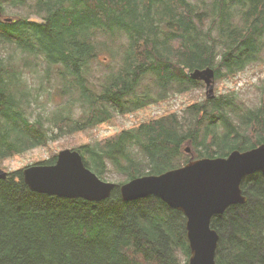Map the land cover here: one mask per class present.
Segmentation results:
<instances>
[{
    "label": "trees",
    "instance_id": "obj_1",
    "mask_svg": "<svg viewBox=\"0 0 264 264\" xmlns=\"http://www.w3.org/2000/svg\"><path fill=\"white\" fill-rule=\"evenodd\" d=\"M2 45L40 58L48 74L56 69L69 98L52 120L30 119L22 70L0 51V162L191 92L204 84L191 76L197 68L223 80L264 62V0H0ZM236 93L73 147L100 178L123 176L109 198L35 192L23 168L9 170L0 179V264H188L183 212L156 196L125 201L119 186L263 144L264 80L256 106H241ZM241 187L248 201L212 218L218 264H264V174L246 175Z\"/></svg>",
    "mask_w": 264,
    "mask_h": 264
},
{
    "label": "water",
    "instance_id": "obj_2",
    "mask_svg": "<svg viewBox=\"0 0 264 264\" xmlns=\"http://www.w3.org/2000/svg\"><path fill=\"white\" fill-rule=\"evenodd\" d=\"M191 76L204 81L207 98L214 96V68H197ZM256 172L264 174V143L244 151L235 149L226 157L191 158L180 167L134 177L119 187L125 201L156 196L183 212L190 245L188 264H217L219 234L211 227L212 218L232 204L247 201L241 180ZM22 173L31 190L65 198L100 201L109 198L117 185L101 179L85 164L81 153L70 148L60 150L55 163L31 164ZM7 174L0 166V179Z\"/></svg>",
    "mask_w": 264,
    "mask_h": 264
},
{
    "label": "rangeland",
    "instance_id": "obj_3",
    "mask_svg": "<svg viewBox=\"0 0 264 264\" xmlns=\"http://www.w3.org/2000/svg\"><path fill=\"white\" fill-rule=\"evenodd\" d=\"M5 8L6 12L11 15H18L20 12L18 8H11L8 5ZM0 51L3 55H10L12 64L22 70L21 80L23 85L21 89L27 93L29 104L25 106V110L30 119H35L38 115H41L43 117L47 116L46 118L52 120L53 116L51 115L59 107L64 106L69 98L68 93H63L64 83L58 77L57 70L50 69V73L48 74L46 65L40 58L28 56L25 53L21 54L19 50H14L12 46L6 47L2 45ZM105 55L106 53L101 54L100 58L103 59ZM106 60H110L106 61L110 65L116 61L114 58H107ZM101 72L103 71L99 70L97 64H95L93 75L99 76ZM263 75L264 62H260L248 66L244 71L229 78L223 80L215 78L214 95L237 92L236 95L241 106L245 108L256 106L260 100V87L263 85L264 80ZM204 98H206L205 84L188 93L173 94L163 104L150 105L148 108L134 112L131 116L118 114L111 121L102 125L76 134L64 135L55 141L49 142L46 146L37 147L25 153L12 156L0 162V165L4 170L8 171L24 168L30 164L44 160L62 149L73 148L79 144L98 140L99 138L116 133L122 128L134 126L150 116L157 117L174 110H182L187 105ZM80 113L81 108L78 105L74 106V114L79 116ZM184 147L189 148V145L185 144ZM185 153L190 154L191 149L185 151ZM123 179L122 175L110 173L103 180L119 183Z\"/></svg>",
    "mask_w": 264,
    "mask_h": 264
},
{
    "label": "flooded vegetation",
    "instance_id": "obj_4",
    "mask_svg": "<svg viewBox=\"0 0 264 264\" xmlns=\"http://www.w3.org/2000/svg\"><path fill=\"white\" fill-rule=\"evenodd\" d=\"M243 178H244V177H243ZM241 181H242V180H241ZM241 189H242V187H241ZM242 193H243L244 196H246V195L244 194V192H243V189H242ZM246 198H247V201H248V197H247V196H246ZM226 210H227V209H226ZM226 210H225V211H226ZM224 213H225V212H224ZM224 213H223V214H224ZM220 215H222V214H220Z\"/></svg>",
    "mask_w": 264,
    "mask_h": 264
},
{
    "label": "bare ground",
    "instance_id": "obj_5",
    "mask_svg": "<svg viewBox=\"0 0 264 264\" xmlns=\"http://www.w3.org/2000/svg\"><path fill=\"white\" fill-rule=\"evenodd\" d=\"M190 246V245H189Z\"/></svg>",
    "mask_w": 264,
    "mask_h": 264
}]
</instances>
